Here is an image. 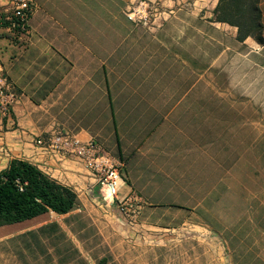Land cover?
I'll return each mask as SVG.
<instances>
[{
    "label": "crops",
    "instance_id": "obj_1",
    "mask_svg": "<svg viewBox=\"0 0 264 264\" xmlns=\"http://www.w3.org/2000/svg\"><path fill=\"white\" fill-rule=\"evenodd\" d=\"M31 3L21 31L0 25V78L17 95L0 126V171L25 159L71 187L77 205L1 225L0 264H129L127 229L109 194L81 162L36 140L56 131L94 140L122 163L119 197L135 193L152 177L161 135L190 107L181 88L192 86L191 14L167 10L144 28L121 1ZM11 6L0 0V16Z\"/></svg>",
    "mask_w": 264,
    "mask_h": 264
},
{
    "label": "rangeland",
    "instance_id": "obj_2",
    "mask_svg": "<svg viewBox=\"0 0 264 264\" xmlns=\"http://www.w3.org/2000/svg\"><path fill=\"white\" fill-rule=\"evenodd\" d=\"M111 1L137 25L140 7L144 28L167 10L191 14L192 86L180 87L190 107L161 135L152 177L123 195L135 197L118 221L129 264H264V45L212 21L217 0Z\"/></svg>",
    "mask_w": 264,
    "mask_h": 264
},
{
    "label": "trees",
    "instance_id": "obj_3",
    "mask_svg": "<svg viewBox=\"0 0 264 264\" xmlns=\"http://www.w3.org/2000/svg\"><path fill=\"white\" fill-rule=\"evenodd\" d=\"M261 0H217L211 20L235 27V39L247 38L264 45V24ZM0 16V25L7 26L13 16ZM21 31L20 26L13 28ZM77 205L75 191L57 182L25 159L13 158L0 171V226L21 222L48 210L66 213Z\"/></svg>",
    "mask_w": 264,
    "mask_h": 264
},
{
    "label": "built area",
    "instance_id": "obj_4",
    "mask_svg": "<svg viewBox=\"0 0 264 264\" xmlns=\"http://www.w3.org/2000/svg\"><path fill=\"white\" fill-rule=\"evenodd\" d=\"M31 9L29 0H16L12 11V16L15 20L6 17L11 20L9 26L11 28L20 26L23 29L31 13ZM134 12L136 13V21L142 25H146L147 19L140 7L136 8ZM128 17L131 20H135L132 16ZM16 100L17 95L13 85L4 77H1L0 126L3 120L9 115V111ZM36 143L62 156H70L81 162L93 176L94 183L107 191L111 202L115 204L122 218L128 217V212L135 197L132 194L119 197L122 163L105 152L98 143L91 139L82 141L73 133L61 131H56L42 138H38Z\"/></svg>",
    "mask_w": 264,
    "mask_h": 264
},
{
    "label": "bare ground",
    "instance_id": "obj_5",
    "mask_svg": "<svg viewBox=\"0 0 264 264\" xmlns=\"http://www.w3.org/2000/svg\"><path fill=\"white\" fill-rule=\"evenodd\" d=\"M107 192V191H106Z\"/></svg>",
    "mask_w": 264,
    "mask_h": 264
}]
</instances>
